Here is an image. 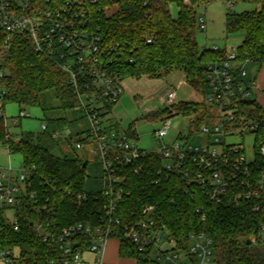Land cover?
<instances>
[{
    "label": "trees",
    "instance_id": "obj_1",
    "mask_svg": "<svg viewBox=\"0 0 264 264\" xmlns=\"http://www.w3.org/2000/svg\"><path fill=\"white\" fill-rule=\"evenodd\" d=\"M31 1L46 7L66 0ZM83 1L89 4L91 0ZM94 1L89 5V29L100 37L105 60L111 61L108 71L120 82L127 79H161L175 71L184 76L187 86L200 90L204 95V103L178 102L174 106L176 115L192 119L187 132V139H191L193 131L208 122L209 111L214 109L205 99L208 93L207 67L226 58L225 48H199L195 39L197 24L194 8L216 0H189V4H185L184 0ZM219 1L227 9L224 24L226 34L241 36V43L236 47L237 62L252 64L260 71L264 68V0ZM242 4L254 9L241 13L231 11ZM171 5L178 8L177 17L171 15ZM3 41V34L0 33V48ZM2 69L4 77L0 81V92L4 106L12 102L19 108H42L46 93L51 92L63 112L78 109L76 92L68 75L36 53L26 35L12 38ZM250 82L255 83L254 79ZM255 94L258 95V92ZM252 97L253 104L239 100L235 107L238 110L236 124H242L245 120L254 127L250 133L255 138V148L258 143H264V106L254 94ZM78 111L84 117L82 111ZM163 113H169V110H163L161 115ZM67 122L66 118H60L51 119L49 124L59 127ZM48 129L47 126L46 131L41 133L49 134L51 138V132L57 129L51 132ZM126 134L128 139H136L132 125L126 128ZM74 137H77L76 141L84 143L79 139V134L70 139ZM0 144L9 155L19 154L22 157L23 168L33 169L32 179L36 187L41 186L45 190L46 182L58 187L55 200L63 225L88 221L104 202L101 196L77 201L63 193L67 189L78 193L97 191L101 172L98 178L94 177L93 184L88 183L87 161L69 156L56 157L30 133L17 138L5 129L1 117ZM162 165L161 158L156 153H150L133 165L121 168L125 195L118 214L124 222L134 218H153L160 226L167 228L180 245H185L190 233L203 232L212 240L218 264H264V247L246 245V241L256 237L259 226L258 212L253 211L252 200H241L237 204L232 201L212 203L202 187L193 181L192 174L196 168L191 169L190 177L185 179L178 171L165 173ZM249 168L251 178L256 180L264 170V159L255 157ZM2 211L0 208V252L16 248L19 250L20 264H43L46 246L33 238L28 221L34 218L35 213L30 208L20 209L17 214L19 230L14 231L3 218ZM114 239L118 241V255L121 258L133 259L136 264H155L146 255L138 254L128 241Z\"/></svg>",
    "mask_w": 264,
    "mask_h": 264
},
{
    "label": "built area",
    "instance_id": "obj_2",
    "mask_svg": "<svg viewBox=\"0 0 264 264\" xmlns=\"http://www.w3.org/2000/svg\"><path fill=\"white\" fill-rule=\"evenodd\" d=\"M184 2L189 4V0ZM94 3V0L89 4L83 0H66L44 7L31 0H0V33L4 37L0 48V81L4 77L2 64L11 40L15 35L23 34L31 41L36 53L68 75L76 92L77 107L88 123L87 137L79 138L84 143L76 141L75 149L92 141L98 152L101 178L97 191L78 193L67 189L63 193L77 201L98 196L104 200L88 221L63 225L55 200L58 187L50 186L49 182L44 184L45 190L36 187L33 169L21 166L16 170L9 165L0 169V205L13 213L10 226L14 231L19 230L17 214L20 209L30 208L35 213L28 221L33 238L46 246L43 264H103L108 243L114 238L128 241L138 254L146 255L155 264H218L212 240L203 232L190 233L185 245H180L175 236L153 218L136 220L133 217L130 222H124L119 216L118 208L125 195L121 168L156 153L163 162L162 171L167 174L178 171L188 179L190 170L196 168L193 181L202 187L212 203L232 201L237 204L241 200H252L253 211L258 212L259 226L256 237L249 241L253 246L264 247V170L256 180L251 178L249 170L255 157L264 159V143L253 147L252 160H247L239 145L226 144L227 137L242 136L254 129L245 120L236 124V102L251 99L257 92L254 84L245 79L244 65L237 62V49L226 50L225 60L207 67L205 99L207 104L214 106L218 118L217 124L200 127L201 133L207 135V143L194 146L191 139H187L188 133H179L174 141L156 150H141L135 140L127 138L126 129L120 133L114 125L104 124L123 88L122 82L108 71L111 61L105 60L100 37L89 29V5ZM197 24L201 31L206 29L203 17ZM168 99L171 103L174 94L169 93ZM175 115L171 109L163 119L162 127L154 132L156 138L161 140L169 135V118ZM0 117L5 129L9 130L1 92ZM25 117L28 116L22 111L17 119L10 121L16 125ZM46 129L47 125L42 122L41 131ZM72 136L68 129L51 132L53 140H62L69 148H72ZM14 249L0 252V264H20V255L18 260ZM88 256L92 259H87Z\"/></svg>",
    "mask_w": 264,
    "mask_h": 264
},
{
    "label": "rangeland",
    "instance_id": "obj_3",
    "mask_svg": "<svg viewBox=\"0 0 264 264\" xmlns=\"http://www.w3.org/2000/svg\"><path fill=\"white\" fill-rule=\"evenodd\" d=\"M254 8L249 5H237L231 11L241 13L244 11H252ZM196 15V24L200 17L205 19L206 29L201 31L198 24L195 29V39L199 48L206 47L211 49L229 50L236 48L241 43L240 35H227L224 29L227 9L225 5L219 1H213L207 5L197 6L194 8ZM170 12L173 17H177L178 8L175 5L170 6ZM246 80L252 81L257 76L258 69L252 64H245ZM122 94L116 105L113 106L111 112L107 116L105 126L115 125L117 131L122 133L129 125L133 126L136 136L135 142L141 150H156L163 144H169L174 141L179 133H187L191 128V118H185L179 115L170 119L171 130L167 137L158 139L154 136V132L163 125V119L168 113H161L163 110L172 109L176 114L174 106L178 102L204 103V95L200 90L192 89L184 82V78L179 72H171L168 76L161 79L142 78L138 81L127 79L122 82ZM169 93L174 94V99L170 103L168 99ZM254 99V97H251ZM19 110L28 116L18 120L16 125L11 123V119L18 118ZM4 115L7 118L9 132L19 138L22 134H33L36 141L46 149H48L56 157L69 156L79 158L88 162V183H92L94 177L100 175V167L98 163V152L92 141L88 140L81 149H75L77 137L72 140V148H69L62 140H53L49 134L41 133V123H45L51 132L53 129L64 131L68 129L71 134H79V138L87 137L88 123L83 115L74 109L63 112L59 109L58 101L53 97L51 92L46 93V101L42 108L39 107H22L15 103H6L4 106ZM210 119L207 126L217 124V112L214 109L209 111ZM66 118L65 125L55 127L49 124L51 119ZM208 141L207 135L201 133L200 129L194 130L190 143L194 146H204ZM255 138L251 133H245L242 136L234 135L226 138L227 145H239L245 152L247 160L253 158V147ZM11 166L12 169H20L22 166V157L19 154L9 155L3 145L0 144V169ZM93 184V183H92ZM2 215L5 221L12 222L13 213L3 208ZM166 248V247H165ZM18 259L19 250L14 249ZM87 259H92L88 256ZM19 260V259H18ZM108 264H131L129 261H121L114 257Z\"/></svg>",
    "mask_w": 264,
    "mask_h": 264
},
{
    "label": "crops",
    "instance_id": "obj_4",
    "mask_svg": "<svg viewBox=\"0 0 264 264\" xmlns=\"http://www.w3.org/2000/svg\"><path fill=\"white\" fill-rule=\"evenodd\" d=\"M248 64L249 63H247V65ZM254 82H255L254 86L256 87L258 92V95L254 94V96L256 97L257 101L264 106V68H262L260 71L257 72V76L254 77ZM113 254L114 257L117 258L118 260L121 261L127 260L131 264H136L133 259L121 258L118 255V241L115 239L110 240V242L108 243L107 249L103 255V264H108L110 262L108 260H111L113 258Z\"/></svg>",
    "mask_w": 264,
    "mask_h": 264
},
{
    "label": "water",
    "instance_id": "obj_5",
    "mask_svg": "<svg viewBox=\"0 0 264 264\" xmlns=\"http://www.w3.org/2000/svg\"><path fill=\"white\" fill-rule=\"evenodd\" d=\"M244 103L245 104H249V105H251V104H253L254 103V100H252V99H247V100H245L244 101ZM251 244V242L248 240V241H246V245H250Z\"/></svg>",
    "mask_w": 264,
    "mask_h": 264
}]
</instances>
